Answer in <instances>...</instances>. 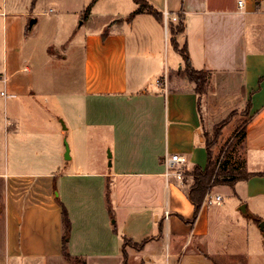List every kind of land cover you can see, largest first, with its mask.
Wrapping results in <instances>:
<instances>
[{
	"label": "crops",
	"instance_id": "1",
	"mask_svg": "<svg viewBox=\"0 0 264 264\" xmlns=\"http://www.w3.org/2000/svg\"><path fill=\"white\" fill-rule=\"evenodd\" d=\"M78 1L92 2L88 17L78 22L80 28L101 0ZM146 1L161 14L164 10L182 14L184 30L175 39L179 47L185 45L195 69L210 72L207 91L199 107L194 83L178 74L184 63L177 50L170 62L180 69L167 71L162 43L168 26L163 18L146 12L129 16L137 8L134 1L132 7L125 5V13H119L116 5L103 10L97 16L101 23L82 39L68 41L62 49L45 48L47 61L56 66L67 61L72 51L81 53L80 77L70 75L67 89L70 121L80 140L90 127L112 131L111 165L90 173L75 169L56 144V135L65 130L56 127L52 113L61 107L62 78L50 75L37 80L31 67L21 68L26 62L23 34L33 31L37 19L27 30L25 13H9L7 1L0 0V74L6 76L0 97L11 99L6 112L9 107L12 115L5 114L1 122L0 114V264H73L62 254V205L71 223L67 251L86 264H91L90 259L105 264L111 256L124 264L122 236L138 243L148 238L140 250L125 247L128 264L132 257L134 264H217L214 256L225 252L228 239L244 244L239 229L225 230L231 214H226L225 206L217 208L221 202L212 208L214 204H202L192 219L188 184L180 186L165 176L164 159L183 154L188 171L194 165L204 167L203 131L236 109L247 111L246 167L248 152L264 154V48H250L248 37L249 30H264V0ZM22 69L29 73L19 75ZM164 77V84L158 86L156 80ZM24 102L33 107L28 114L20 108ZM134 131L140 132L136 138ZM80 178L96 179L103 193L102 240L83 226L78 229L75 222L72 209L88 205L79 192ZM261 178L240 180L228 191L236 192L237 184L246 182V193L237 195L254 198L261 194L249 192V183L252 187ZM220 187L214 186L212 193L220 195ZM111 214L116 215L115 223L108 221ZM211 220L221 227V237H209ZM263 253L255 258L247 254V264H264Z\"/></svg>",
	"mask_w": 264,
	"mask_h": 264
},
{
	"label": "rangeland",
	"instance_id": "2",
	"mask_svg": "<svg viewBox=\"0 0 264 264\" xmlns=\"http://www.w3.org/2000/svg\"><path fill=\"white\" fill-rule=\"evenodd\" d=\"M6 1V5L8 6L6 7V11H8L9 13H25V23H28L31 18L37 19V23L34 26L33 31L31 33L25 31V34H23L24 40L22 51L26 57V62L21 64V68L25 66L29 68L31 67V70L35 74L37 80L42 79L43 76L50 75L52 77L53 75H56V77L60 76L62 78L60 85V92L62 93L61 107H56V109L52 111V113L55 117L56 127L62 128V123L66 127L61 135H56V144H58L59 147L63 150V157L65 144H67L69 146L70 156L68 161H70L71 159L72 165H74L75 169H77L78 171H86L91 173L107 170L109 167L108 152L112 154L113 150L112 131L110 130V127H90L86 131V138L84 140H80L78 131L73 128L70 121L71 106L69 100L70 93L67 90L68 80L70 75L73 76L72 79L74 78L76 80L80 77L82 60H80L81 53L79 49L72 51L67 61L59 66H56L55 64L49 63L47 61V53L45 51V48L48 47V49H53L57 47L59 49H62L65 46V43H67L68 41H71L73 39H82L84 37V34L88 30L101 23V17L97 16L103 10L107 8L111 9L113 5H116L119 13H125V11L128 10L125 5L128 4L130 7H132L133 0L99 1L98 5H96L95 10L93 11V16L80 28H78V22L80 20H83L82 14L88 5L83 4L82 1ZM116 3H119V6ZM78 13L81 15H78ZM125 16L127 15L122 14V17ZM167 26L169 31L166 39H164V42L162 43V47L166 49L167 53V71L171 69V73H176L178 67L173 66V64L170 62L171 56L173 54H177L176 48L172 44L170 33V30H175L174 27H176V23H174L172 27L169 21ZM1 27L2 25L0 21V28ZM248 37L251 40L249 44L250 48H264V30H249ZM1 62L2 57L0 56V67ZM28 73V69H22L18 74H24L25 76ZM55 80L58 81L56 78ZM0 87H2L1 83ZM10 100L11 99H4L3 97H0L1 122L4 119L5 114L8 117H12L9 107L6 112V104H8ZM41 102L45 104V107H47V103L44 99H42ZM24 103L25 104L19 107L25 109L26 114H28V112H30V108L33 107L31 106V104H27V102ZM236 110L231 115V117H229L230 119L227 120L225 124L223 123V125H221L217 129L220 131L218 135H215V128L218 124H220V122H218V124H214L212 127H208L205 129L210 139L216 138V141L211 148L213 158L217 157L220 150H226L230 145V153L228 154L227 158L229 159V162H232L234 166H236L237 168H246L248 170H264V154H258L256 151L248 152L247 157L249 158V163L246 167L243 139L239 136L234 137V131L240 128L244 121H246L247 117L246 114H243L242 112H238ZM8 123L10 124V120ZM69 125H71V127ZM139 133L140 132L134 131L132 132V135L136 138L138 137ZM79 180L80 181L78 186L79 192L81 193V198H86L88 205L86 208H83L81 206L77 207L76 205V207L72 209V212H74L75 222L78 226V229H82L81 226H83L84 230H90V232L92 233L91 236L98 237L100 240H102V238H104L105 236V228H103L102 225L106 220L102 212L103 193L102 191H100L98 183L95 182L96 179H93L94 181H92L91 178H80ZM253 182L254 183L252 184V187L251 183H249V192L255 191L257 194H261L257 196L255 195L254 198L250 195L249 198L238 197L237 192L239 193V195H242V193H246V182L238 183L236 186V192L234 191V189H232L233 192L228 191L229 188H232L228 185H216L222 186L220 188H217L221 192V205H219L217 208H221L222 210V208H224L225 206L223 210L226 211V214H231L229 221H227V227L225 228V230H231L235 233L237 229H239V231H241L240 236L242 235V238L245 239H242L244 241V244H241L238 239H235L234 241L228 239L229 242L223 239V241H226L223 247L225 249V252L224 250H221L220 253H217L214 256V261L217 264H247V254L255 258L257 254H262V252L264 251V225L263 230H261L259 226L260 222L251 218L250 216L244 215L240 210L237 209L238 206H240L242 203H245L247 205V208L254 215L261 218V222H263L264 224V177L258 179V181ZM215 206L217 205H211L209 206V208ZM67 212L69 213L68 209ZM221 215H223L222 212ZM113 220L115 223V214L114 216L112 215L108 221H110L111 223ZM116 225L118 226L117 222ZM220 229L221 227L216 226L215 222L211 220L209 227V237L211 239H214L218 236L221 237ZM226 250L229 253H226ZM118 257L120 258L119 253L117 254V258ZM90 262L91 264H96L99 262H103V260L90 259ZM129 262L131 264H134V257L130 258ZM118 263L121 264L119 261L116 262V257L114 256L105 259V264Z\"/></svg>",
	"mask_w": 264,
	"mask_h": 264
},
{
	"label": "trees",
	"instance_id": "3",
	"mask_svg": "<svg viewBox=\"0 0 264 264\" xmlns=\"http://www.w3.org/2000/svg\"><path fill=\"white\" fill-rule=\"evenodd\" d=\"M137 4V8L133 10L129 16H134L138 13H149L153 15L156 19L162 21V14L154 8L151 4H149L146 0H133ZM92 5V2H90L87 7L85 8L82 19H86L88 17L90 7ZM176 27H174L175 30H170L171 32V41L173 46L176 48V50L179 52L183 59L184 67L180 70H178V74L186 76L187 79L194 83V91L197 94V104L200 107V102L202 97L206 94L207 86L210 81L211 74L207 70H198L195 69L189 60L187 49L184 46L179 47L175 35L178 32H181L184 30V23H183V16L182 14L179 16L177 15V21H176ZM171 26L173 27L172 22ZM235 111V110H234ZM234 111L230 112V114L220 122L215 128V135L220 132L217 130L223 123L227 120H229L231 115L234 113ZM243 114H246L247 111L243 110ZM245 123L240 126L238 131L235 133L234 137L239 136L240 138H244L245 136ZM207 131H203L204 135V146L207 154L206 158V164L204 167H201L199 165H194L193 168L190 171L185 172V184H188V188L186 189L187 197L189 201L193 204V217L192 219H195L197 216V213L202 205L203 198L206 194V192L213 188L216 185H228L233 188L234 184L240 180H247L251 177L258 176V177H264V171H257V172H249L246 170V168H237L232 164V162H229V159L227 158L228 154L230 153V145L227 147L226 150H220L219 154L216 158H213L212 155V146L216 141V138L210 139L207 135ZM231 143V142H230ZM108 199V195H107ZM112 216V214H111ZM258 219H256L258 222L261 221V218L256 216ZM62 227H63V236H62V254L63 257L73 264H86L83 260L72 257L68 251H67V240L69 237V232L71 228L70 219L68 216V212L64 205H62ZM148 240L145 239L141 242H135L129 239L126 236H122V244H121V252L123 255V263L128 264L127 262V254L125 252L126 246H132L135 249L140 250L144 243ZM209 257L208 255H206Z\"/></svg>",
	"mask_w": 264,
	"mask_h": 264
},
{
	"label": "built area",
	"instance_id": "4",
	"mask_svg": "<svg viewBox=\"0 0 264 264\" xmlns=\"http://www.w3.org/2000/svg\"><path fill=\"white\" fill-rule=\"evenodd\" d=\"M238 4L240 5L241 2L239 1ZM165 25L168 24L170 21H176L177 20V15H171L170 12L167 10H164L162 13ZM6 81V76L4 74H0V83H4ZM165 82V77L163 79H157L156 84L162 85ZM1 94H4L1 92ZM164 164H165V176L166 177H173L176 182L180 186H185V172L188 171V166H187V158L183 154H172L169 157H166L164 159ZM221 201V196L219 194H213L212 193V188L209 189L204 198L202 204L205 205H211L214 203H219ZM167 214V212H166Z\"/></svg>",
	"mask_w": 264,
	"mask_h": 264
},
{
	"label": "water",
	"instance_id": "5",
	"mask_svg": "<svg viewBox=\"0 0 264 264\" xmlns=\"http://www.w3.org/2000/svg\"><path fill=\"white\" fill-rule=\"evenodd\" d=\"M36 22V19L35 18H31L28 22V26H27V30H31L32 26L35 24ZM81 23V22H79ZM178 69H180V65L178 66ZM62 128L65 129V125L62 123ZM110 157H111V153L108 152V158H109V166L111 165V160H110ZM64 158L65 159H69L70 156H69V146L67 144H65V151H64ZM238 210H240L244 215H247V216H250L251 218L253 219H258L256 217V215H254L248 208H247V205L245 203H242L239 207H238ZM260 224V228L261 230H263V222L259 221Z\"/></svg>",
	"mask_w": 264,
	"mask_h": 264
}]
</instances>
